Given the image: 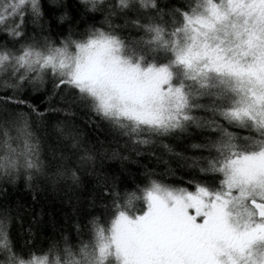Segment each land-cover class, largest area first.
I'll return each mask as SVG.
<instances>
[{
	"label": "snow or ice",
	"instance_id": "snow-or-ice-1",
	"mask_svg": "<svg viewBox=\"0 0 264 264\" xmlns=\"http://www.w3.org/2000/svg\"><path fill=\"white\" fill-rule=\"evenodd\" d=\"M0 264H264V0H0Z\"/></svg>",
	"mask_w": 264,
	"mask_h": 264
}]
</instances>
